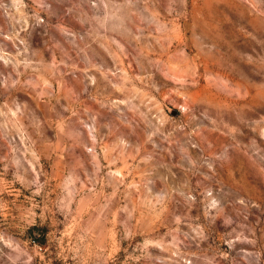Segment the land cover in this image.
I'll list each match as a JSON object with an SVG mask.
<instances>
[{
	"label": "rangeland",
	"instance_id": "374dc122",
	"mask_svg": "<svg viewBox=\"0 0 264 264\" xmlns=\"http://www.w3.org/2000/svg\"><path fill=\"white\" fill-rule=\"evenodd\" d=\"M0 264H264V0H0Z\"/></svg>",
	"mask_w": 264,
	"mask_h": 264
}]
</instances>
